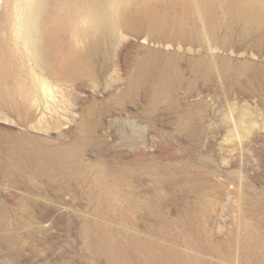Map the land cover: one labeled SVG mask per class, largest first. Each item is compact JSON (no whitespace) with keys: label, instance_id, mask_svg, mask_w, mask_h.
<instances>
[{"label":"rangeland","instance_id":"rangeland-1","mask_svg":"<svg viewBox=\"0 0 264 264\" xmlns=\"http://www.w3.org/2000/svg\"><path fill=\"white\" fill-rule=\"evenodd\" d=\"M137 1L175 31L79 14L69 69L27 54L0 7V264H264V21Z\"/></svg>","mask_w":264,"mask_h":264},{"label":"bare ground","instance_id":"bare-ground-1","mask_svg":"<svg viewBox=\"0 0 264 264\" xmlns=\"http://www.w3.org/2000/svg\"><path fill=\"white\" fill-rule=\"evenodd\" d=\"M170 1L188 2V0ZM209 1L198 0L199 4L205 9L210 8L205 7ZM133 2L137 3L138 8H131L133 5L130 3ZM231 2L234 5L233 8L247 20L256 24L264 21V0H232ZM9 6L17 8L15 23L13 22L14 34L27 54L36 53L44 61L54 62L60 55V66L66 69L80 64L83 60L84 52L73 50L69 44L65 43L63 35V31L69 27L74 28L77 37H82L85 34L86 29L76 24V18L79 14L84 16L88 22L87 28L91 30H100L107 26L122 23L127 29L135 32L139 26L149 20L148 22L156 30L157 35L166 36L167 31H175V22L172 18L156 13L147 19L146 4H139L136 0H3L0 4V7ZM42 7H62V11L54 18L51 26L46 28L43 27ZM41 31L46 33V39L52 43L50 49L43 52L42 41L38 35ZM257 38L259 45L264 43V30L257 33ZM9 60V51L0 46V75L7 72ZM188 125L190 126L187 121ZM18 135L22 136L21 133Z\"/></svg>","mask_w":264,"mask_h":264}]
</instances>
